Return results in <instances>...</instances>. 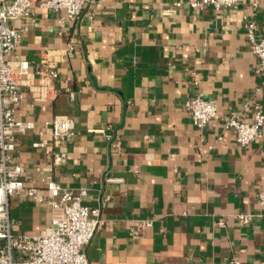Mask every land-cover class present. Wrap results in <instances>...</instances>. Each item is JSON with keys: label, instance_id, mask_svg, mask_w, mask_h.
<instances>
[{"label": "crops", "instance_id": "obj_1", "mask_svg": "<svg viewBox=\"0 0 264 264\" xmlns=\"http://www.w3.org/2000/svg\"><path fill=\"white\" fill-rule=\"evenodd\" d=\"M41 1L8 56L29 63L15 115L34 122L15 136L12 155L43 193L51 178L85 188L82 203L101 206L89 264H229L232 256L264 264V207L256 196L264 190V130L240 146L222 126L229 113L250 121L254 107L264 111V76L245 33L251 19L264 34V0L222 10H194L187 0H87L81 17L63 25ZM9 24L20 29L22 21ZM43 59L58 74L45 89ZM197 92L216 103L214 126L192 123L185 104ZM55 115L71 119L75 135L61 147L67 162L46 172L49 156L32 143ZM241 213L252 215L250 223L234 218ZM9 215L13 233H34L49 225L51 210L13 195ZM220 217L223 227L214 223ZM142 220L152 226L132 234Z\"/></svg>", "mask_w": 264, "mask_h": 264}, {"label": "built area", "instance_id": "obj_2", "mask_svg": "<svg viewBox=\"0 0 264 264\" xmlns=\"http://www.w3.org/2000/svg\"><path fill=\"white\" fill-rule=\"evenodd\" d=\"M34 0H0V264H89L86 247L97 230L104 223L101 206L88 207L82 203L87 194L85 188L72 190L61 186L51 178L44 179L45 193L39 186L32 184L30 172L20 161H14L12 152L14 139L19 133L34 129V122L16 117L15 108L21 101L22 93L19 78L28 71L26 60L10 61L8 56L20 40V32L29 29L34 13ZM87 0H42L40 5L60 13L58 22L63 25L79 19ZM194 10L211 6L216 10L235 7L238 0H187ZM179 6V2L174 3ZM256 2L253 3V8ZM10 21H22L20 29L12 27ZM257 25L250 19L245 24V33L250 51L257 58L256 73L264 76V34L257 36ZM73 43H68L63 53L70 56ZM43 89L57 77V70L46 60H42L39 70ZM197 84V83H195ZM41 97V95H40ZM186 109L192 123L198 128L214 126L217 116L216 103L205 98L200 92L193 94L186 101ZM223 129L233 131L235 141L240 146H247L262 137L264 130V111L254 107L252 118L245 121L239 112L223 116ZM109 130V128H108ZM106 139L111 133L100 130ZM42 138L32 146L43 150L49 161L44 168L52 172L67 162V154L61 147L75 135L73 122L67 116L55 115L45 123L39 132ZM220 139V137H218ZM118 146V142L115 143ZM108 183L120 182L122 178L107 176ZM13 195H24L36 203H46L51 210L49 225L38 232L15 234L12 231L9 215V199ZM257 201L264 207V190L257 193ZM234 218L241 224H248L250 214H236ZM152 220L136 221L131 226V233L139 234L152 226ZM225 226V218L214 222ZM229 264H244L232 256Z\"/></svg>", "mask_w": 264, "mask_h": 264}]
</instances>
